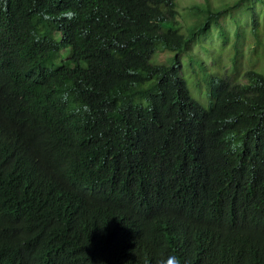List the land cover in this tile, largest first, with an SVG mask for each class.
Here are the masks:
<instances>
[{"label": "trees", "instance_id": "16d2710c", "mask_svg": "<svg viewBox=\"0 0 264 264\" xmlns=\"http://www.w3.org/2000/svg\"><path fill=\"white\" fill-rule=\"evenodd\" d=\"M223 14L183 35L175 0H0V264H264V74L210 77L204 110L179 72Z\"/></svg>", "mask_w": 264, "mask_h": 264}, {"label": "rangeland", "instance_id": "374dc122", "mask_svg": "<svg viewBox=\"0 0 264 264\" xmlns=\"http://www.w3.org/2000/svg\"><path fill=\"white\" fill-rule=\"evenodd\" d=\"M237 0H175L179 24L176 31L187 35L191 24L203 22L206 4L210 11L223 10L224 14L211 25L203 35H196L190 43L189 53L180 56V75L185 80L190 96L203 107H207L208 80L210 77L223 76L238 83H247L244 74L254 70L264 74V0H248L247 4L230 9ZM254 10L260 37L258 42L252 34L251 12ZM198 12V14H196ZM212 24V23H211ZM196 25V26H197ZM194 28V27H193ZM174 52H167L161 47L151 59L153 64L170 65ZM68 51H63L55 63H63L68 68ZM62 61V62H61ZM206 67V68H205ZM109 110L112 120L121 133L124 132L122 109Z\"/></svg>", "mask_w": 264, "mask_h": 264}, {"label": "clouds", "instance_id": "9594fccd", "mask_svg": "<svg viewBox=\"0 0 264 264\" xmlns=\"http://www.w3.org/2000/svg\"><path fill=\"white\" fill-rule=\"evenodd\" d=\"M61 50H62V54H63V51H65V50H63V48ZM68 54H69V52H68ZM67 62H68V58H67ZM59 65H64L66 67V65L63 64V63H60ZM67 69L68 70L70 69L69 68V63H68V68ZM189 96H190V93H189ZM194 101H196V100H194ZM198 105L202 109L205 110V107H203L199 103H198ZM207 107H208V105H207ZM123 118H124V116H123ZM124 131H125V125H124ZM131 255H134L137 259H140V260H143L146 257L145 243H144L143 240H138V241L134 242L131 246L128 247V249L126 251V256H125L127 261H129V257ZM145 264H191V260L189 258H187V257L182 256L179 252H176V253H168L167 255L161 254L160 257L157 260L153 261L152 263L147 262Z\"/></svg>", "mask_w": 264, "mask_h": 264}]
</instances>
